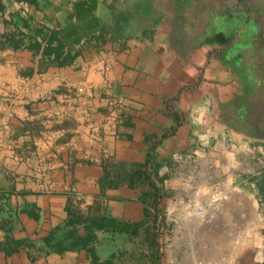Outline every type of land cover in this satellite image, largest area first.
<instances>
[{
	"label": "crops",
	"instance_id": "1",
	"mask_svg": "<svg viewBox=\"0 0 264 264\" xmlns=\"http://www.w3.org/2000/svg\"><path fill=\"white\" fill-rule=\"evenodd\" d=\"M76 1L0 0V242L21 243L0 251V264H137L129 256L146 246L124 233L96 232L94 250L56 252L42 240L68 210L142 224L150 191L127 173L148 158L158 230L186 176L226 172L246 148L264 153L244 120V105L264 113V32L244 26L251 17L238 2L96 0L102 22L129 20L86 45L68 32ZM235 22L242 27L229 30ZM62 55L69 61L58 64ZM240 66L260 71L253 94ZM177 252L163 248L158 264H177Z\"/></svg>",
	"mask_w": 264,
	"mask_h": 264
},
{
	"label": "built area",
	"instance_id": "2",
	"mask_svg": "<svg viewBox=\"0 0 264 264\" xmlns=\"http://www.w3.org/2000/svg\"><path fill=\"white\" fill-rule=\"evenodd\" d=\"M97 69L108 83L107 69ZM236 161L226 172L213 165L202 178L183 179L185 190L172 197L161 215L157 230L164 242L161 254L163 248L174 245L177 264H233L244 248L253 245L263 218L255 182H244L246 189L240 181L262 173L264 153L246 148Z\"/></svg>",
	"mask_w": 264,
	"mask_h": 264
},
{
	"label": "trees",
	"instance_id": "3",
	"mask_svg": "<svg viewBox=\"0 0 264 264\" xmlns=\"http://www.w3.org/2000/svg\"><path fill=\"white\" fill-rule=\"evenodd\" d=\"M95 6L96 0H78L73 3L72 11L69 14L70 19L73 20V23L69 24V34L84 36L86 45H90V43L96 44L97 42L103 43L104 32L108 30L119 32L129 20L126 17L129 15H122L117 18L121 21V24L117 20L114 26L109 25L95 16ZM57 59L58 64H65L69 61V56L62 55V57L60 56ZM151 167V159L148 158L143 165L136 166L127 173L129 184H145L150 191L146 194L151 197L149 202L151 208H144L142 224L125 223L104 216L83 219L76 213L68 210V217L64 223L51 229L43 238V243L48 245L49 249L56 252H62L74 246L90 247L94 250L95 245L98 243L96 232L124 233L131 240L137 238L138 242L136 245L138 247L146 246V250L139 254L135 253L134 250L132 251L129 256L132 262H137V264H158L160 254L158 252L156 224L160 217L159 200L161 195L157 184L152 178L153 169ZM247 180L255 182L257 192L264 199V170L259 176L249 177ZM102 185L110 187L116 185V183L105 182ZM20 244V242L7 236L3 242H0V251L3 250L6 253L15 252L19 249ZM120 254V252H115L112 254V257L119 256ZM103 264L113 263L110 259L105 260Z\"/></svg>",
	"mask_w": 264,
	"mask_h": 264
},
{
	"label": "rangeland",
	"instance_id": "4",
	"mask_svg": "<svg viewBox=\"0 0 264 264\" xmlns=\"http://www.w3.org/2000/svg\"><path fill=\"white\" fill-rule=\"evenodd\" d=\"M156 1H158L159 3H162V0H156ZM226 1L229 5L231 4L232 6H234L235 0H225V2ZM246 1L247 0H238L239 9L247 11L248 16L245 15L243 17V19L246 20L247 17L251 16V18L249 20L252 21L253 17H252V14L249 12V8H248L249 4ZM250 5H251V3H250ZM241 6H243V7H241ZM163 9L166 10L167 7H164ZM224 20L226 21L227 19H224ZM223 24H225V22H223ZM223 27H224V29L226 28L225 25ZM237 27H242V25L240 23L237 24L235 22V23H233V29L230 28V26H227V28L229 30H235ZM212 28H214V26H212ZM260 28L264 32V20L260 22ZM248 29H249V27H248ZM240 70L242 71L240 74H242L244 77H243V79L241 77L239 78V84L243 85L245 81L248 84L250 83L251 87L249 88L248 93L253 94L255 89H257L258 85H253L254 81L246 78L249 75L247 72L246 66H244V67L240 66ZM247 89L248 88H245V90H247ZM252 131H253V128H252ZM244 182H251V181L247 180V178H246V180H243V178H242V180L240 181V184H241L240 186L243 188V185H245L244 188L247 189L246 183H244ZM255 190H256V185H255ZM256 197L258 199V208H259V211L261 213V217L263 218V228L261 229L260 233L256 234V236L254 238L253 245L248 246L247 248H244L239 253L238 258L235 260V262H233V264H264V199L261 198V196L257 192V190H256ZM159 239H160V241H158ZM163 243H164L163 237L161 239V237L158 236L157 237V244H158V252H160V254H161V251H159V249L161 246H163Z\"/></svg>",
	"mask_w": 264,
	"mask_h": 264
},
{
	"label": "flooded vegetation",
	"instance_id": "5",
	"mask_svg": "<svg viewBox=\"0 0 264 264\" xmlns=\"http://www.w3.org/2000/svg\"><path fill=\"white\" fill-rule=\"evenodd\" d=\"M252 1V4L248 6L249 8V12L252 14L253 20H249V22H245L244 26L249 27V30L251 32H260V22L264 20V0H249ZM249 1L247 0L246 2L249 3ZM225 0H208L206 2H204L202 9L206 10V9H210L211 7H213V5L215 4H219V3H224ZM238 0H235V3H237ZM251 17V16H250ZM241 25H243V23H241ZM239 28V27H238ZM264 70V68H263ZM252 72L249 73V76L251 75H255L253 80L255 83H257L258 79L257 76L260 74L259 69L255 70V72H253V70H251ZM244 110H245V118L244 120L247 122L251 123V128H253L252 131V136L256 137V138H260L264 141V113L260 116V113H257L255 111L252 110V107L250 106V104L248 105H244Z\"/></svg>",
	"mask_w": 264,
	"mask_h": 264
}]
</instances>
